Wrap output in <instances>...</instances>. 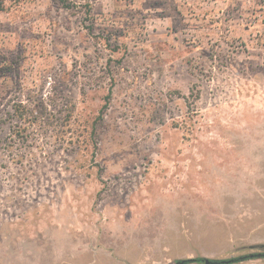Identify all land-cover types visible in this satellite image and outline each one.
I'll return each mask as SVG.
<instances>
[{
	"label": "rangeland",
	"instance_id": "obj_1",
	"mask_svg": "<svg viewBox=\"0 0 264 264\" xmlns=\"http://www.w3.org/2000/svg\"><path fill=\"white\" fill-rule=\"evenodd\" d=\"M258 245L264 0H0V264Z\"/></svg>",
	"mask_w": 264,
	"mask_h": 264
},
{
	"label": "water",
	"instance_id": "obj_2",
	"mask_svg": "<svg viewBox=\"0 0 264 264\" xmlns=\"http://www.w3.org/2000/svg\"><path fill=\"white\" fill-rule=\"evenodd\" d=\"M264 253L262 254H249L238 258L226 259V260H210L207 258H198V259H187V260H180L177 261L175 264H195V263H202V264H235L240 263L248 260L254 259H263Z\"/></svg>",
	"mask_w": 264,
	"mask_h": 264
},
{
	"label": "trees",
	"instance_id": "obj_3",
	"mask_svg": "<svg viewBox=\"0 0 264 264\" xmlns=\"http://www.w3.org/2000/svg\"><path fill=\"white\" fill-rule=\"evenodd\" d=\"M251 249H254V250H256V251L253 252V253H249V254H262V253H264V245L254 246V247H252ZM249 254H247V255H249ZM242 256H245V255H242ZM242 256H239V257H242ZM235 258H238V257H235ZM197 259H198V258H197ZM231 259H232V258H231ZM262 260H264V258H263ZM195 264H202V263H195Z\"/></svg>",
	"mask_w": 264,
	"mask_h": 264
}]
</instances>
